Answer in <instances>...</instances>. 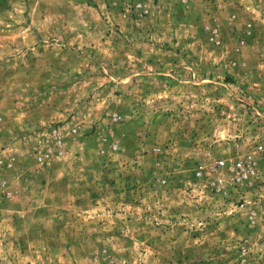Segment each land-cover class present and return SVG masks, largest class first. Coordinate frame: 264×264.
Listing matches in <instances>:
<instances>
[{"label":"rangeland","instance_id":"1","mask_svg":"<svg viewBox=\"0 0 264 264\" xmlns=\"http://www.w3.org/2000/svg\"><path fill=\"white\" fill-rule=\"evenodd\" d=\"M222 1L0 0V264H264V0Z\"/></svg>","mask_w":264,"mask_h":264},{"label":"built area","instance_id":"2","mask_svg":"<svg viewBox=\"0 0 264 264\" xmlns=\"http://www.w3.org/2000/svg\"><path fill=\"white\" fill-rule=\"evenodd\" d=\"M217 38L218 36L216 35V37L214 38V41L217 42ZM72 131L76 132V130H72ZM45 133H47V136H49L53 140L55 148L58 149L57 153L59 155H62L63 154L62 149H63V143H64V137H65V132L63 128L61 126L51 127V128H48ZM220 165H224V162H220ZM238 167L241 170H244V166L242 164H239ZM197 174L201 175L202 173L198 172Z\"/></svg>","mask_w":264,"mask_h":264},{"label":"crops","instance_id":"3","mask_svg":"<svg viewBox=\"0 0 264 264\" xmlns=\"http://www.w3.org/2000/svg\"><path fill=\"white\" fill-rule=\"evenodd\" d=\"M239 2V0H224V1H222L221 3H222V5H224V6H227V5H230V4H233V5H235V6H238L239 7V5L240 4H242V3H238ZM7 150L8 151H12L11 149H9V148H7ZM6 156H8V157H10V156H13V158H14V152H11V153H9V155H7L6 153H4ZM13 169L11 170V172L10 173H12V175L10 176L9 174H7V176L9 175L10 177H12L13 176ZM9 177V178H10ZM0 178H1V176H0ZM5 178V177H4ZM6 179V178H5ZM12 180H14V176L12 177ZM12 180H11V182H12ZM7 182H8V184H10L11 182L7 179Z\"/></svg>","mask_w":264,"mask_h":264}]
</instances>
